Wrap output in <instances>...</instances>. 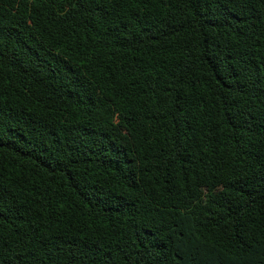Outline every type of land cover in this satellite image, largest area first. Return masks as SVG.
I'll list each match as a JSON object with an SVG mask.
<instances>
[{
    "label": "trees",
    "instance_id": "16d2710c",
    "mask_svg": "<svg viewBox=\"0 0 264 264\" xmlns=\"http://www.w3.org/2000/svg\"><path fill=\"white\" fill-rule=\"evenodd\" d=\"M0 264H264V0H0Z\"/></svg>",
    "mask_w": 264,
    "mask_h": 264
}]
</instances>
